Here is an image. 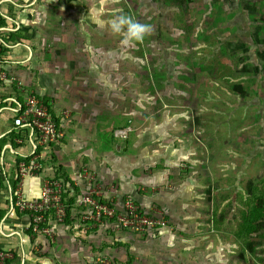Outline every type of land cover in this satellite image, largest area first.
Masks as SVG:
<instances>
[{
    "label": "rangeland",
    "instance_id": "rangeland-1",
    "mask_svg": "<svg viewBox=\"0 0 264 264\" xmlns=\"http://www.w3.org/2000/svg\"><path fill=\"white\" fill-rule=\"evenodd\" d=\"M45 14L59 31L25 77L71 111L57 159L96 142L124 100L145 119L131 157L70 159L119 215L131 200L164 221L137 232L104 217L105 237L126 235L109 264H264V0H46ZM119 15L151 35L122 44L98 23Z\"/></svg>",
    "mask_w": 264,
    "mask_h": 264
},
{
    "label": "built area",
    "instance_id": "built-area-1",
    "mask_svg": "<svg viewBox=\"0 0 264 264\" xmlns=\"http://www.w3.org/2000/svg\"><path fill=\"white\" fill-rule=\"evenodd\" d=\"M18 31L20 27L5 15L0 5V113L8 110L12 114L11 123L19 131V137L14 139L16 143H21L24 137H27L33 152L40 148V152L46 151L47 155L54 154L55 158L43 161L37 156L33 158L17 156L13 160L4 193L12 194L15 198V206L29 214L32 233L45 237L53 243L54 232L50 222L64 223L67 219L69 214L64 195L67 193V187L70 190V183H66L59 175L50 176L43 181L39 198L29 200L23 192V178L30 170L37 171L42 167L51 168L61 164L56 162L59 160L58 153L64 152L62 143L65 136L64 129L71 120V113L68 110L56 113L49 99L46 101L43 94L29 89L21 78L10 71L7 65L12 64L10 57L12 49L18 46L26 50V47L19 43L18 38L11 40V34ZM29 56L31 53L26 54L25 58ZM138 113L140 112L133 107L131 100H124L120 107V120L106 123L103 134L91 144L93 145L91 149L112 156H132L138 145L137 132L145 125V119L137 124ZM72 153L74 152L68 153L65 157L69 158ZM46 162L54 164L48 166ZM80 172L84 179L91 180L86 168ZM71 173L73 187L77 190L75 195L77 204L90 208L89 212L81 216V220L89 222V228L98 226L104 217L108 220L115 219L122 227L129 226L137 232L146 228L164 226L162 219L142 215L131 200L123 202L124 215H119L120 212L115 208L104 204L103 191L99 185L83 187L76 171L72 170ZM8 258H11L9 251L0 248V264ZM90 264H109V262L99 254Z\"/></svg>",
    "mask_w": 264,
    "mask_h": 264
},
{
    "label": "crops",
    "instance_id": "crops-1",
    "mask_svg": "<svg viewBox=\"0 0 264 264\" xmlns=\"http://www.w3.org/2000/svg\"><path fill=\"white\" fill-rule=\"evenodd\" d=\"M45 2L44 0H0L2 11L20 27V31L11 34V40L18 38L19 43L26 47V50L18 46L13 48L10 53L12 64L7 66L29 86V89L32 86L31 79L25 76L29 74L27 72L30 67L28 60L29 57H32L34 46L41 51L43 46L38 43V40H49V38L55 37L54 35L59 31L58 28H55L59 23L54 15L45 14ZM21 51L24 53H19ZM30 53L31 56L25 58V55ZM34 92L44 95L42 91ZM44 97L46 98L45 95ZM11 121L12 114L8 110L0 113V248L11 254V258L6 259L3 264H90L99 254L115 257V248L120 245L119 241H123L125 238V232L117 226L115 230H111L113 235L109 240L104 236V218L98 226L91 228H89V222L81 220V216L89 212L90 208L77 204L75 197L77 190L71 181V171H76L83 187L87 188L90 184L80 172L86 167L73 164V159L61 162L62 167L59 165L51 168L42 167L37 171L30 170L24 176L23 192L29 200L39 198L43 181L46 178L60 175L63 170L69 173L71 182L70 190L67 187V193L64 195L69 208L67 219L64 223L50 222L54 232V242L51 243L45 237L32 233L29 214L18 209L14 204V196L5 194L4 190L12 170L13 160L17 156L29 158L37 156L44 161L49 160L51 155H47L46 151L34 153L27 137H24L21 143H16L14 139L19 137V131ZM69 123L67 127L70 125ZM66 164H69L70 170H65ZM86 169L88 170V168ZM98 185L102 188V200L104 201V186ZM120 203H117L115 207L122 208L123 201Z\"/></svg>",
    "mask_w": 264,
    "mask_h": 264
},
{
    "label": "clouds",
    "instance_id": "clouds-1",
    "mask_svg": "<svg viewBox=\"0 0 264 264\" xmlns=\"http://www.w3.org/2000/svg\"><path fill=\"white\" fill-rule=\"evenodd\" d=\"M98 23L102 27L107 26L113 35L121 36V43L124 45L142 43L153 31L152 25L141 23L126 15H119L111 20Z\"/></svg>",
    "mask_w": 264,
    "mask_h": 264
},
{
    "label": "bare ground",
    "instance_id": "bare-ground-1",
    "mask_svg": "<svg viewBox=\"0 0 264 264\" xmlns=\"http://www.w3.org/2000/svg\"><path fill=\"white\" fill-rule=\"evenodd\" d=\"M91 144H93V143H89V144H88L89 146L85 145V146H82V147H80V148H78V149L72 151V152H74V153H72V154L69 156V158H73V157H75V156H79V155L83 154L84 152L88 151L89 149H91V148L93 147V145H91ZM133 153H134V152H133ZM131 155H132V154H131ZM69 158H66V157H65V158H61V159H59L56 163L64 162V161H66V160L69 159ZM35 161H37V160H35ZM46 163H48V166H51V165L54 164L53 162H46Z\"/></svg>",
    "mask_w": 264,
    "mask_h": 264
},
{
    "label": "trees",
    "instance_id": "trees-1",
    "mask_svg": "<svg viewBox=\"0 0 264 264\" xmlns=\"http://www.w3.org/2000/svg\"><path fill=\"white\" fill-rule=\"evenodd\" d=\"M46 99V101H47V98H45ZM39 150V151H38ZM37 152H40V148H38L34 153H37ZM51 158H55V155L54 154H51V156H50V158L49 159H51ZM60 167H62V165H59ZM61 178H63L64 180H65V182L66 183H70L71 184V182H69L70 181V179H68L69 178V173L67 172V171H64L63 170V172L59 175ZM67 211H68V214H69V208H67Z\"/></svg>",
    "mask_w": 264,
    "mask_h": 264
}]
</instances>
